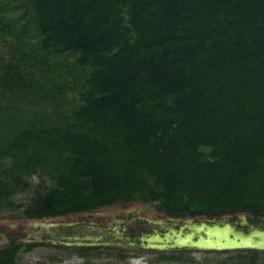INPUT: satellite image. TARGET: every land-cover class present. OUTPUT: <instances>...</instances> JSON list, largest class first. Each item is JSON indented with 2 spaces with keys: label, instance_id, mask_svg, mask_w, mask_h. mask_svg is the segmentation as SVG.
<instances>
[{
  "label": "trees",
  "instance_id": "obj_1",
  "mask_svg": "<svg viewBox=\"0 0 264 264\" xmlns=\"http://www.w3.org/2000/svg\"><path fill=\"white\" fill-rule=\"evenodd\" d=\"M132 202L264 213V0H0V210Z\"/></svg>",
  "mask_w": 264,
  "mask_h": 264
},
{
  "label": "flooded vegetation",
  "instance_id": "obj_2",
  "mask_svg": "<svg viewBox=\"0 0 264 264\" xmlns=\"http://www.w3.org/2000/svg\"><path fill=\"white\" fill-rule=\"evenodd\" d=\"M133 204V209H129ZM117 206L121 207L116 212L117 227L109 230L106 227L100 232L97 229L89 237H75L71 242L59 243L62 248L70 251L64 260L91 261L94 264L100 261L122 264H198L196 255H205L199 261H202L200 264H208L210 260L206 258L207 255L223 254L224 258L219 262L215 260L216 264H239L240 261L245 264H264L263 249L243 247L208 250L195 246L197 242L202 244V240L222 241L225 237L243 245L260 243L264 246V213L258 216L221 212L173 214L163 211L156 203L144 202L121 203L103 208ZM141 206H147L148 210ZM214 227L219 230L211 231ZM116 231L119 233L116 234ZM104 234L107 236L104 237ZM18 246V264L21 249L25 248L29 252L35 247L34 244L20 245L13 241L0 248V251ZM255 252L259 253L258 257L251 261V254Z\"/></svg>",
  "mask_w": 264,
  "mask_h": 264
},
{
  "label": "rangeland",
  "instance_id": "obj_3",
  "mask_svg": "<svg viewBox=\"0 0 264 264\" xmlns=\"http://www.w3.org/2000/svg\"><path fill=\"white\" fill-rule=\"evenodd\" d=\"M32 183H35V179L32 180ZM31 194V192H25L16 196L14 200L24 204L29 200ZM133 206L135 204L130 206L129 209H133ZM141 208L148 210L147 206H141ZM119 209L121 207L117 206L83 214L44 219H25L20 215L19 211L2 209L0 210V248L8 246L13 241L15 244L20 245L34 244L35 247L29 252L25 248L21 249L18 264H94L91 261L64 260V257L70 254V251L62 248L59 243L71 242L75 237H89L97 229L100 232L106 227L108 228L107 230L117 227L115 219H117L116 212ZM115 233L118 234L119 231ZM106 236L107 234H104V237ZM203 256L205 255H196L198 264L202 262L199 260ZM214 256L210 254L206 256L210 260V262L207 261L208 264H216L215 260L218 261L224 258L223 254ZM96 264L122 263L100 261Z\"/></svg>",
  "mask_w": 264,
  "mask_h": 264
},
{
  "label": "water",
  "instance_id": "obj_4",
  "mask_svg": "<svg viewBox=\"0 0 264 264\" xmlns=\"http://www.w3.org/2000/svg\"><path fill=\"white\" fill-rule=\"evenodd\" d=\"M217 231L219 230L217 227H214L211 229V231ZM202 244H199V242L195 243L197 248L200 249H208V250H229V249H240V248H245V247H254L260 250H264V246L259 244L256 245H250V244H239L231 239H229L228 237H225L224 240L220 241V240H215V241H210V240H206L203 241L202 240Z\"/></svg>",
  "mask_w": 264,
  "mask_h": 264
}]
</instances>
